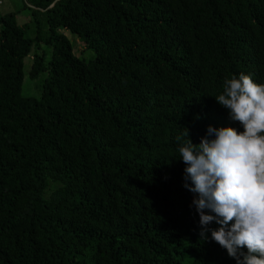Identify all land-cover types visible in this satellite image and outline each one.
<instances>
[{"label": "trees", "instance_id": "16d2710c", "mask_svg": "<svg viewBox=\"0 0 264 264\" xmlns=\"http://www.w3.org/2000/svg\"><path fill=\"white\" fill-rule=\"evenodd\" d=\"M23 1L34 38L0 17V264H236L200 236L177 137L243 131L215 97L264 83V0Z\"/></svg>", "mask_w": 264, "mask_h": 264}, {"label": "clouds", "instance_id": "9594fccd", "mask_svg": "<svg viewBox=\"0 0 264 264\" xmlns=\"http://www.w3.org/2000/svg\"><path fill=\"white\" fill-rule=\"evenodd\" d=\"M215 100L243 131L209 126L195 145L184 128L177 137L184 186L195 194L202 238L210 231L236 264H264V83L233 75ZM213 222L219 227L209 229Z\"/></svg>", "mask_w": 264, "mask_h": 264}, {"label": "rangeland", "instance_id": "374dc122", "mask_svg": "<svg viewBox=\"0 0 264 264\" xmlns=\"http://www.w3.org/2000/svg\"><path fill=\"white\" fill-rule=\"evenodd\" d=\"M11 13H18L16 15V21L20 26L23 27L29 25L28 30H26L28 37L34 38L37 35V31H38L37 23L35 19L33 20L30 14L31 13L30 9H25L23 0H0V17ZM39 19L41 22V18ZM0 30H1V24H0ZM41 31L44 36H47L48 29L45 21H42L41 23ZM65 34L71 41L75 50V54L78 57H82L87 60L94 58L95 54L92 51L86 52L85 46L79 41L78 37L75 34H72L70 32H65ZM50 49L51 48L49 46L44 45L41 49L42 50L41 52L43 51L49 52ZM33 51L34 53H39V51L36 50L35 48ZM48 60H49V55H48ZM48 60L46 61V64L48 63ZM32 65H33L32 57L25 60V69H24L25 79L23 83L22 93L25 97L40 99L43 93L44 84L48 79L49 74L47 71H45L41 73L37 79L33 80L30 77V70Z\"/></svg>", "mask_w": 264, "mask_h": 264}]
</instances>
